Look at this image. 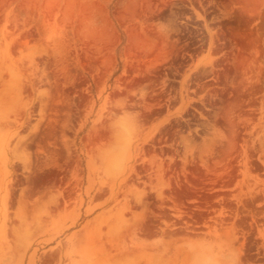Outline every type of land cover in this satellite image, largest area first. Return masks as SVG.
<instances>
[{"label": "rangeland", "instance_id": "1", "mask_svg": "<svg viewBox=\"0 0 264 264\" xmlns=\"http://www.w3.org/2000/svg\"><path fill=\"white\" fill-rule=\"evenodd\" d=\"M0 264H264V0H0Z\"/></svg>", "mask_w": 264, "mask_h": 264}, {"label": "flooded vegetation", "instance_id": "2", "mask_svg": "<svg viewBox=\"0 0 264 264\" xmlns=\"http://www.w3.org/2000/svg\"><path fill=\"white\" fill-rule=\"evenodd\" d=\"M204 1H206V0H204ZM209 6V5H208ZM199 7H201V5H199ZM192 9V8H191ZM213 11H210V13H212ZM196 13V11H194V14ZM216 18V15H213V16H211V19H210V21H209V23H217V22H219V20H214ZM195 21H203V19L201 18V19H199V18H197ZM206 23H201V25H202V27L205 25ZM194 28H197V27H194ZM222 44H224V42L222 43ZM200 47V45H198V46H195V47H193L192 48V50H195V49H197V48H199ZM186 55L187 56H189V57H191V54H189V53H186Z\"/></svg>", "mask_w": 264, "mask_h": 264}, {"label": "bare ground", "instance_id": "3", "mask_svg": "<svg viewBox=\"0 0 264 264\" xmlns=\"http://www.w3.org/2000/svg\"><path fill=\"white\" fill-rule=\"evenodd\" d=\"M254 1H255V0H254ZM249 3H250V2H249ZM251 4H252V3H251ZM252 5H253V4H252ZM257 5H258V4H257ZM248 6H249V5H248ZM248 10H249V9H248ZM145 38H146V36H145ZM145 38H144V39H145ZM128 115H129V114H128ZM135 117H137V116H135ZM125 118H126V117H125ZM135 119H136V118H135ZM127 120H128V119H127ZM136 120H138V118H137ZM136 120H135V121H136ZM140 129H141V128H140Z\"/></svg>", "mask_w": 264, "mask_h": 264}]
</instances>
